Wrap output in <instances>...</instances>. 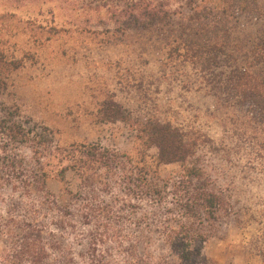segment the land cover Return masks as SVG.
Returning <instances> with one entry per match:
<instances>
[{"label":"trees","instance_id":"trees-1","mask_svg":"<svg viewBox=\"0 0 264 264\" xmlns=\"http://www.w3.org/2000/svg\"><path fill=\"white\" fill-rule=\"evenodd\" d=\"M234 1L197 4L185 16L160 5L134 2L127 27L165 30V61L191 67L199 89L213 99L211 116L219 118L225 137L233 141V148L222 146L223 153L242 156L247 151L264 168V6L259 8L256 0ZM253 13L259 18L253 25L262 19L259 28L241 36L240 18L253 19ZM0 65H6L1 53ZM20 67L19 62L10 63L8 71ZM5 73L0 71V96L7 87ZM4 111L0 188L21 194L29 204L13 203L6 218L0 216V264H77V259L83 264H121L101 247L114 240L123 244L119 227L140 214L143 203L153 210L154 219H160L162 254L154 258L145 250L140 256L133 244L126 251L120 249L122 263L204 264L203 244L222 221L239 215L232 194L218 188L204 166L200 151L213 142L202 132L155 116L135 115L111 100L99 109L98 121L127 124L136 132L134 152L121 153L100 143L61 147L52 135L38 132L11 110ZM21 146H29L31 161L19 156ZM152 148L157 149L156 156L150 154ZM174 163L181 165V172L163 179L159 167ZM69 172L80 181L78 193L69 188ZM51 177L69 195V205L57 202L48 188ZM101 192L110 197L109 203L101 199ZM74 206L81 208L79 215ZM117 206L124 213H116ZM151 212H141L139 222L150 220ZM77 219L95 230L87 250L78 255L55 233L73 230ZM259 253L264 256V251Z\"/></svg>","mask_w":264,"mask_h":264},{"label":"rangeland","instance_id":"rangeland-1","mask_svg":"<svg viewBox=\"0 0 264 264\" xmlns=\"http://www.w3.org/2000/svg\"><path fill=\"white\" fill-rule=\"evenodd\" d=\"M139 1L185 16L197 4L204 7L218 0H0V53L6 63L0 65V71L5 70L7 77L0 116L4 110L15 112L38 132L52 135L54 144L61 147L100 143L121 153L134 152L136 132L122 122L98 121L99 109L111 100L135 115L155 116L206 134L213 144L200 151L204 166L217 187L232 194L239 215L222 221L203 244L204 264H264L259 253L264 251V168L247 151L242 156L223 153L222 146L233 148V141L225 137L219 118L211 116L213 99L199 89L191 67L165 61V30L127 27L132 14L129 8ZM256 1L259 8L264 6V0ZM253 14V19L248 15L240 18L241 36L259 28L262 19L253 25L259 19ZM14 62L21 67L8 71ZM17 153L31 161L29 146L19 147ZM150 154L156 156L157 149L152 148ZM180 172L179 163L159 167L163 179ZM68 182L70 190L78 193L80 181L73 172H69ZM48 188L61 206L71 203L53 177ZM100 196L110 202L109 196L102 192ZM13 203L27 205L29 200L0 188V216L6 218ZM140 208V214L119 227L123 244L114 240L101 247L110 251L116 263L124 264L120 249L126 251L133 244L140 256L145 250L154 258L162 254L160 219H154L148 205L143 203ZM72 209L80 214L78 206ZM145 210L152 213L151 219L140 223ZM115 211L124 213L118 206ZM76 221L73 230L55 233L78 255L87 250L95 230ZM76 262L83 264L80 259Z\"/></svg>","mask_w":264,"mask_h":264}]
</instances>
